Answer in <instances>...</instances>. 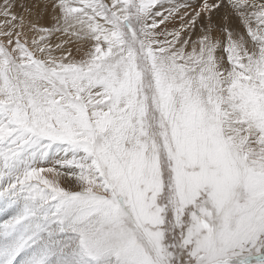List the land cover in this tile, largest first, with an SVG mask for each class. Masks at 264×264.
<instances>
[{"label": "snow or ice", "instance_id": "6c2138e0", "mask_svg": "<svg viewBox=\"0 0 264 264\" xmlns=\"http://www.w3.org/2000/svg\"><path fill=\"white\" fill-rule=\"evenodd\" d=\"M0 264H264V0H0Z\"/></svg>", "mask_w": 264, "mask_h": 264}]
</instances>
